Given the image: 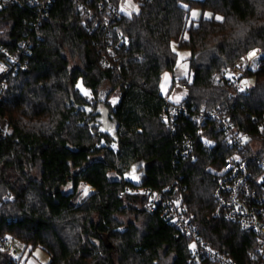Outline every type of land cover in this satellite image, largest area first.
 Returning <instances> with one entry per match:
<instances>
[{
  "label": "trees",
  "instance_id": "trees-1",
  "mask_svg": "<svg viewBox=\"0 0 264 264\" xmlns=\"http://www.w3.org/2000/svg\"><path fill=\"white\" fill-rule=\"evenodd\" d=\"M135 1L139 11L109 29L96 27L107 13L105 0H54L37 28L31 7L0 12V47L15 51L22 38H33L29 66L10 77L0 107L11 124L0 139V200L7 193L15 198L0 206V235L43 248L46 264H189L192 239L160 210L147 209V197L125 180L140 163L143 185L173 186L200 234L251 264L253 237L214 216L213 192L231 154L264 155V0ZM194 10L200 16L193 17ZM115 29L129 47L109 55L107 37ZM256 48L262 52L256 69L236 80L223 75ZM180 50L189 53L191 82L178 67ZM103 56L114 65L106 66ZM166 73L172 86L187 83L180 101L199 110L226 109L249 137L246 150L229 145L215 122L197 135V125L183 116L176 132L169 131L161 119ZM249 77L253 84L244 85ZM80 78L96 99L118 96L115 105L106 101L115 135L88 124L92 97L76 88ZM185 134L193 136L195 158L179 153ZM103 139L107 144L98 147ZM84 184L95 190L80 200ZM128 215L133 219L125 221ZM0 264H10L6 255Z\"/></svg>",
  "mask_w": 264,
  "mask_h": 264
},
{
  "label": "built area",
  "instance_id": "built-area-1",
  "mask_svg": "<svg viewBox=\"0 0 264 264\" xmlns=\"http://www.w3.org/2000/svg\"><path fill=\"white\" fill-rule=\"evenodd\" d=\"M54 0H0V12L7 11L11 7L19 5L31 7L35 10L37 28L48 16ZM106 14L100 21H96L102 28L109 29L111 24L119 20L123 15H131L139 11V4L135 0H105ZM135 10H134V8ZM124 8V11L121 9ZM33 38L28 36L18 42L15 51L0 47V107L3 93L9 87L10 77L29 66V58L32 53ZM128 48L129 40L118 29L111 31L107 37V50L109 55H114L116 49ZM255 52L254 56H250ZM262 52L259 48L253 49L246 57L238 60L233 65L223 70V75L232 80L243 77L249 70L256 69L259 65ZM118 59V56L115 57ZM106 66L112 67L113 62L106 56L102 57ZM188 82H191L192 74L187 73ZM82 79V78H80ZM79 79V80H80ZM78 80V81H79ZM83 82V80H82ZM78 83V82H77ZM77 85V84H76ZM181 87L186 88L187 83L181 82ZM237 89L242 84L235 85ZM77 88V87H76ZM165 102L161 111V119L172 133L176 132L180 117H186L197 125L196 134L200 135L204 127L211 122L218 124V128L224 133L227 143L245 151L249 137L236 125L226 113V109L199 110L195 106L182 101H172L169 94H164ZM115 101V100H113ZM115 105L118 101L116 100ZM11 130L8 117L0 112V139L6 138ZM103 139L97 146L106 145ZM114 145V147H113ZM114 151L118 150V143L109 144ZM182 157H196L195 143L191 134H185L182 145L178 149ZM173 186L165 189H157L147 185L131 187L130 190L147 197L145 207L149 210H160L162 216L181 233L192 239L191 257L189 264H241L228 249L216 248L207 241L198 231L187 211V206L182 193L174 197ZM185 188V186H184ZM215 201L214 216L240 226L246 233L253 237L254 246L250 252L251 264H264V157L251 150L246 154H231L216 175V185L213 192ZM15 198L9 193L0 200V206L4 202H12ZM30 246L10 235H0V254L6 255L10 264H25L28 260Z\"/></svg>",
  "mask_w": 264,
  "mask_h": 264
},
{
  "label": "rangeland",
  "instance_id": "rangeland-1",
  "mask_svg": "<svg viewBox=\"0 0 264 264\" xmlns=\"http://www.w3.org/2000/svg\"><path fill=\"white\" fill-rule=\"evenodd\" d=\"M195 12H196V10L193 11V13H195ZM193 13H192V16H193ZM200 14H201V12H199L197 16H200ZM210 15H211L210 12H206L205 16L209 17ZM193 17H195V16H193ZM188 54H189L188 51H185V50L178 51V67L184 75H187V73H190L189 63H187L185 61V58L188 56ZM258 64H259V62H258ZM165 75L163 76L162 80H164L166 77H168V79L170 80L171 74L166 73ZM253 82H254V78L249 77V78L244 79L243 84L244 85H251V84H253ZM105 86L103 88V89H105L104 91H106V89H107V87H105ZM79 92L82 93L80 90H79ZM82 95L92 97L93 93L91 91L90 94H83L82 93ZM185 95H186V91H185V89H183L181 87L179 82L176 83V85L174 86L171 93H169L170 99L172 101H175V102L182 100L185 97ZM109 99H111L112 101L113 100H115V101L119 100L117 95H112L109 97ZM263 157H264V155H263ZM89 185L90 184H84L80 187V197H79L80 200L84 199V197H86L87 195L90 194L89 192L87 193V195L84 194V189L88 188ZM123 219L125 221L131 220V219H133V215L125 216V217H123ZM49 261H50L49 253L41 247H35L34 249H32L29 252L28 260L26 261L25 264H46Z\"/></svg>",
  "mask_w": 264,
  "mask_h": 264
},
{
  "label": "flooded vegetation",
  "instance_id": "flooded-vegetation-1",
  "mask_svg": "<svg viewBox=\"0 0 264 264\" xmlns=\"http://www.w3.org/2000/svg\"><path fill=\"white\" fill-rule=\"evenodd\" d=\"M109 98L108 93H104L98 99L95 96H92V101L90 103H86L89 105L88 113L86 116V120L88 124L92 127H97L98 131L106 132L110 135H115L116 130L109 129V125L113 123V121L109 118V108L106 104L107 99ZM137 165V164H136ZM142 169H139L135 172L136 176L139 175Z\"/></svg>",
  "mask_w": 264,
  "mask_h": 264
},
{
  "label": "water",
  "instance_id": "water-1",
  "mask_svg": "<svg viewBox=\"0 0 264 264\" xmlns=\"http://www.w3.org/2000/svg\"><path fill=\"white\" fill-rule=\"evenodd\" d=\"M84 109V108H81ZM143 167V170L140 173H137L139 175L136 176L135 172L138 171ZM146 171V168L144 165L138 163L137 165H133L129 172L125 174V180L129 183L134 184L136 187L142 185V176L144 175Z\"/></svg>",
  "mask_w": 264,
  "mask_h": 264
},
{
  "label": "crops",
  "instance_id": "crops-1",
  "mask_svg": "<svg viewBox=\"0 0 264 264\" xmlns=\"http://www.w3.org/2000/svg\"><path fill=\"white\" fill-rule=\"evenodd\" d=\"M195 13H196L195 17H197L199 12L196 10ZM172 83H173L172 77L170 78V80L168 79V77H166L164 80H162L161 90H162L163 94L171 93V91L174 88V86H172Z\"/></svg>",
  "mask_w": 264,
  "mask_h": 264
},
{
  "label": "bare ground",
  "instance_id": "bare-ground-1",
  "mask_svg": "<svg viewBox=\"0 0 264 264\" xmlns=\"http://www.w3.org/2000/svg\"><path fill=\"white\" fill-rule=\"evenodd\" d=\"M79 85V87H78ZM77 89H79L83 94H90V90L83 84L82 79H80L76 85ZM88 192L91 193L95 190V188L92 185L88 186ZM87 192V193H88Z\"/></svg>",
  "mask_w": 264,
  "mask_h": 264
},
{
  "label": "snow or ice",
  "instance_id": "snow-or-ice-1",
  "mask_svg": "<svg viewBox=\"0 0 264 264\" xmlns=\"http://www.w3.org/2000/svg\"><path fill=\"white\" fill-rule=\"evenodd\" d=\"M133 8H134V6H133ZM124 10H125L124 8L121 9V11H124ZM134 10H135V8H134ZM129 15H131V13H129ZM195 15H196V13H193V16H195ZM215 19L216 20H220V21L223 20V18L222 17H219V16L215 17ZM254 55H255V52H253V53L250 54V56H254ZM78 87H79V85H78ZM113 103H115V101H113ZM113 147H114V145H113ZM87 192H88V189L85 188L84 189V194L87 195ZM192 247L194 248L195 245H192Z\"/></svg>",
  "mask_w": 264,
  "mask_h": 264
}]
</instances>
